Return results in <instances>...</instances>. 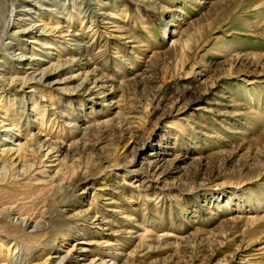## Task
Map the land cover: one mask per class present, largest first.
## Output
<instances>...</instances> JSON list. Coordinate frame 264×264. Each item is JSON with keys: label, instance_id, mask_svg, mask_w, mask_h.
Returning <instances> with one entry per match:
<instances>
[{"label": "rangeland", "instance_id": "1", "mask_svg": "<svg viewBox=\"0 0 264 264\" xmlns=\"http://www.w3.org/2000/svg\"><path fill=\"white\" fill-rule=\"evenodd\" d=\"M13 1L0 264H264V0Z\"/></svg>", "mask_w": 264, "mask_h": 264}, {"label": "bare ground", "instance_id": "2", "mask_svg": "<svg viewBox=\"0 0 264 264\" xmlns=\"http://www.w3.org/2000/svg\"><path fill=\"white\" fill-rule=\"evenodd\" d=\"M3 3H4V5H5V15H4V20H3V28H2V30H1V33H0V49L2 48V46L4 45V42L6 41V40H8L9 38H8V36L10 35V33H9V29H10V27L11 26H14L15 25V20H14V16H15V14H14V1L13 0H1ZM21 20V19H20ZM28 23V22H27ZM35 27V24H29V28H31V29H33ZM23 31V30H22ZM21 56V55H20ZM23 58V57H22ZM33 79H35V77L33 76ZM37 82H44L45 81V79H44V76H40L38 79H35ZM6 131H8V130H6ZM37 135V134H36ZM36 135L34 136V137H29L28 139H27V145L29 146V147H32V146H34L35 144H39V148L40 149H44L45 151H47L46 152V154H45V156L44 157H46L47 156V154L48 153H50V152H53V148H52V145L53 144H51V143H49L47 140H43V141H39V139L38 138H36ZM40 142V143H39ZM14 146H17V148L14 150V149H10L9 151L10 152H14V153H17V155L15 156V157H13V155H12V158H11V161H13L14 162V166L15 167H17V165H19L20 166V164H21V162L23 161V159H25V157L23 156H21V155H23L22 154V152H23V150H26L27 149V146H26V144L25 145H23L22 143H19V142H16L15 144H14ZM37 148H38V146H37ZM37 150V149H36ZM10 155V154H9ZM29 155V154H28ZM27 156V155H26ZM29 157V156H28ZM27 157V158H28ZM10 160V159H9ZM26 161V160H25ZM24 161V162H25ZM26 164V163H25ZM24 166V165H23ZM26 167V166H25ZM7 169H9V168H7ZM15 171V170H14ZM18 174H19V172H18ZM20 176V175H19Z\"/></svg>", "mask_w": 264, "mask_h": 264}]
</instances>
